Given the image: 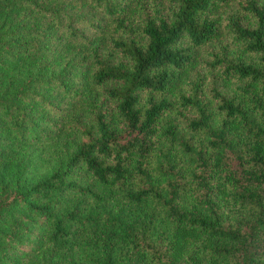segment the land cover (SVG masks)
<instances>
[{
    "label": "trees",
    "instance_id": "16d2710c",
    "mask_svg": "<svg viewBox=\"0 0 264 264\" xmlns=\"http://www.w3.org/2000/svg\"><path fill=\"white\" fill-rule=\"evenodd\" d=\"M0 264H264V0H0Z\"/></svg>",
    "mask_w": 264,
    "mask_h": 264
}]
</instances>
